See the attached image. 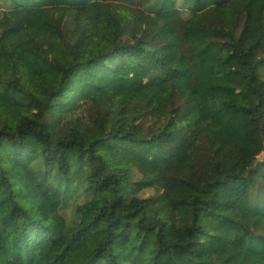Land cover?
Listing matches in <instances>:
<instances>
[{"label":"trees","instance_id":"16d2710c","mask_svg":"<svg viewBox=\"0 0 264 264\" xmlns=\"http://www.w3.org/2000/svg\"><path fill=\"white\" fill-rule=\"evenodd\" d=\"M263 153L264 0H0V264H264Z\"/></svg>","mask_w":264,"mask_h":264},{"label":"rangeland","instance_id":"374dc122","mask_svg":"<svg viewBox=\"0 0 264 264\" xmlns=\"http://www.w3.org/2000/svg\"><path fill=\"white\" fill-rule=\"evenodd\" d=\"M235 16V9L231 6L229 7L227 10L222 11L219 14V23L221 26L227 27L230 26L233 19ZM236 67V62L233 61H229L228 64L225 67V71L231 70L233 68ZM5 94L7 96H11L12 92L10 89H6L5 90ZM105 97L107 99H109L111 101V104L113 106V108L115 109V111L118 113V120L120 122V124L128 121L130 122L131 120H133L134 118V114L132 112L130 113H125L123 114L121 112V110L132 101V97L130 95V93L128 91H119L118 93H110V92H106L105 93ZM15 104L19 107H22V102H20L19 100L15 101ZM115 159L117 160V162L121 163L124 160H128L130 158V150L128 147L126 146H115L114 149H112ZM260 159L264 158V153L259 157ZM204 165L201 164L200 165V169L197 170L194 175L193 178L195 181H198V172L201 171V169H203ZM121 243H119L116 246V250L121 254V256L126 259L125 257L131 258L132 261H136L137 260V256L134 253L132 249V245H133V241H128L125 245H122ZM131 247V248H130ZM132 254L134 256H132ZM255 261L253 259H250L249 257H246L243 255L242 259H241V264H254Z\"/></svg>","mask_w":264,"mask_h":264}]
</instances>
